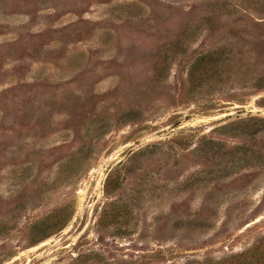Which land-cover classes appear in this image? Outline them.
<instances>
[{"label": "rangeland", "instance_id": "rangeland-1", "mask_svg": "<svg viewBox=\"0 0 264 264\" xmlns=\"http://www.w3.org/2000/svg\"><path fill=\"white\" fill-rule=\"evenodd\" d=\"M262 237L264 0H0V264Z\"/></svg>", "mask_w": 264, "mask_h": 264}, {"label": "trees", "instance_id": "trees-1", "mask_svg": "<svg viewBox=\"0 0 264 264\" xmlns=\"http://www.w3.org/2000/svg\"><path fill=\"white\" fill-rule=\"evenodd\" d=\"M189 264H264V237L242 253L227 256L219 260Z\"/></svg>", "mask_w": 264, "mask_h": 264}]
</instances>
